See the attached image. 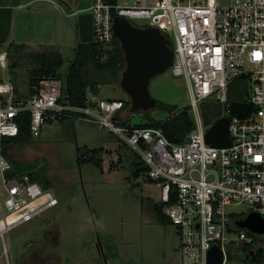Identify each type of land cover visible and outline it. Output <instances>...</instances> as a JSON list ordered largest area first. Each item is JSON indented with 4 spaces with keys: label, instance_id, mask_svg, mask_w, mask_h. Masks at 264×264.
Segmentation results:
<instances>
[{
    "label": "built area",
    "instance_id": "built-area-1",
    "mask_svg": "<svg viewBox=\"0 0 264 264\" xmlns=\"http://www.w3.org/2000/svg\"><path fill=\"white\" fill-rule=\"evenodd\" d=\"M128 1L119 5L91 0L92 42L105 53L113 48L114 11L134 24L146 19L144 26L157 27L174 40L170 68L185 80L194 128L185 142L174 143L161 128L125 122L123 99L66 102L61 77L31 83L23 97L6 95L8 87L0 84L5 90L0 93V238L6 263L12 264L5 234L59 202L51 188L34 179L31 171L19 172L3 151L5 140L20 134V118L29 114L33 138L61 117L85 118L140 155L147 166L146 179L160 188L163 213L178 229L181 264H208L214 244L223 250L221 264H264V257L252 260L264 250V241L257 238L264 234L236 224L252 211L264 217V0H134L133 5ZM5 57V53L0 57L3 65ZM242 77L248 81L245 98L253 106L245 116L234 114L229 100L230 84ZM206 100L220 103V118L229 119L227 146L206 140L215 123L209 126L204 120L201 104ZM242 204L248 207L238 209ZM244 212L248 214L243 216ZM227 246L234 248L231 254ZM245 246L252 248L238 251Z\"/></svg>",
    "mask_w": 264,
    "mask_h": 264
},
{
    "label": "rangeland",
    "instance_id": "rangeland-1",
    "mask_svg": "<svg viewBox=\"0 0 264 264\" xmlns=\"http://www.w3.org/2000/svg\"><path fill=\"white\" fill-rule=\"evenodd\" d=\"M32 1L21 0L10 37L0 44V57L5 53L7 62L3 66L0 58V83L10 79L26 95L40 53L61 52L65 63L60 72L66 77L79 44L81 13L76 0L44 1V6ZM126 1L118 0V4ZM13 2L19 0H0V4ZM127 4L133 5L134 0ZM134 21L139 26L148 22ZM150 92L180 107L190 102L184 78L174 76L171 68L152 79ZM243 94L233 92L231 96L237 99ZM88 97L129 99L120 80L102 83L98 93L90 89ZM152 112L157 118L168 116L158 107ZM125 113L132 124L143 117V111L130 112V107ZM6 155L15 167H31L39 178L48 179L59 200L5 234L12 264H181L177 227L169 219L160 222L152 208L160 200V188L144 174L132 175V164L141 160L140 155L98 123L85 118L53 122L38 137L12 143ZM227 249L231 254L232 246ZM0 260L7 264L1 238Z\"/></svg>",
    "mask_w": 264,
    "mask_h": 264
},
{
    "label": "trees",
    "instance_id": "trees-1",
    "mask_svg": "<svg viewBox=\"0 0 264 264\" xmlns=\"http://www.w3.org/2000/svg\"><path fill=\"white\" fill-rule=\"evenodd\" d=\"M111 4H118V0H107ZM113 16H117L116 11ZM37 59V65L31 69L32 76L29 79L30 84L38 82L43 77H61L63 78L60 69L63 67L65 60L59 51L50 53H40ZM106 54V55H105ZM126 66L124 52L118 38H114V46L111 50L105 53L98 45L93 42H79L76 47L75 57L69 67L68 73L64 79L63 100L75 105H84L88 97V92L91 89L93 92L98 93L99 86L102 83H112L120 80L122 71ZM248 85L247 79L244 77L238 78L230 84L229 100L232 103L233 113L240 116L247 115L253 106L246 100L245 91ZM233 92L243 93V96L237 99H232ZM124 101V100H123ZM125 109L131 106L130 99L124 101ZM159 109L168 112L165 118H157L153 114L152 109L143 111L142 120L133 124L140 127H156L161 128L166 137L174 143L185 142L187 135L194 128V121L189 112V107L180 109V106L175 103H168L159 100ZM204 120L207 125H212L216 120L222 116V105L214 100H206L201 104ZM66 117H61L60 121H64ZM130 121L125 119L124 121ZM20 134L16 137H11L5 140L4 153L8 151V147L12 143L23 142L31 140L32 134L30 130V115L25 114L19 120ZM93 154V153H92ZM86 157L89 160L90 157ZM19 172L31 171L34 179L43 183L47 188H51V182L45 177H38L37 172L33 168H17ZM147 166L142 161H134L132 164V175L139 177L141 174L146 176ZM148 180V179H146ZM149 182H152L148 180ZM152 208L156 213V217L160 222H167L168 217L163 213L162 205L159 202H153ZM258 239L264 241V236H258ZM252 246H245L239 248L238 251H249ZM234 249V248H233ZM241 255V256H240ZM237 256L242 259L243 255L237 253ZM264 257V250L261 248L253 256L252 260L260 261Z\"/></svg>",
    "mask_w": 264,
    "mask_h": 264
},
{
    "label": "water",
    "instance_id": "water-1",
    "mask_svg": "<svg viewBox=\"0 0 264 264\" xmlns=\"http://www.w3.org/2000/svg\"><path fill=\"white\" fill-rule=\"evenodd\" d=\"M66 1V0H64ZM80 10L77 27L80 42L93 40V16L91 0H78ZM11 7L0 6V43L5 42L11 29ZM115 37L120 40L126 66L122 71L120 86L131 101L130 112L148 111L158 106L159 100L150 92L152 79L170 68L173 57V42L157 27L139 26L124 16L113 19ZM229 119L222 117L215 121L206 133V140L213 146H227L230 143ZM240 228L264 234V217L257 211L237 220ZM224 258L222 248L214 244L208 252V264H221Z\"/></svg>",
    "mask_w": 264,
    "mask_h": 264
},
{
    "label": "crops",
    "instance_id": "crops-1",
    "mask_svg": "<svg viewBox=\"0 0 264 264\" xmlns=\"http://www.w3.org/2000/svg\"><path fill=\"white\" fill-rule=\"evenodd\" d=\"M48 2V1H51V0H34L32 2H35L37 5H41V6H44L42 2ZM63 2H66L64 0H62ZM78 0H76L77 2ZM51 3V2H49ZM31 3H27L26 5H30ZM25 5V4H24ZM22 5V6H24ZM0 6H3V7H11L12 8V11H11V29H10V34H11V31H12V26H13V15H14V12L16 10V8H19L21 6V0H19V2H13L11 4H0ZM39 7V6H38ZM90 11V10H88ZM77 30H78V27H77ZM10 34H9V37H10ZM8 37V39H9ZM79 37V36H78ZM8 39L5 41L7 42ZM3 42V43H5ZM13 42V41H12ZM80 42V41H79ZM92 42V41H91ZM2 44V43H0ZM7 65V62H6V59H5V63L3 66H6ZM2 86H7L8 87V95H10L11 93L14 94L15 96H19V97H23V96H27L26 93H24V89L22 88H18L10 79H8L7 81H2L0 83ZM29 86H30V80H29ZM1 87V86H0ZM1 91L3 93H5V90H3L2 88H0V93ZM126 111V110H125ZM66 120V119H65Z\"/></svg>",
    "mask_w": 264,
    "mask_h": 264
},
{
    "label": "flooded vegetation",
    "instance_id": "flooded-vegetation-1",
    "mask_svg": "<svg viewBox=\"0 0 264 264\" xmlns=\"http://www.w3.org/2000/svg\"><path fill=\"white\" fill-rule=\"evenodd\" d=\"M67 2L69 1V0H66Z\"/></svg>",
    "mask_w": 264,
    "mask_h": 264
}]
</instances>
